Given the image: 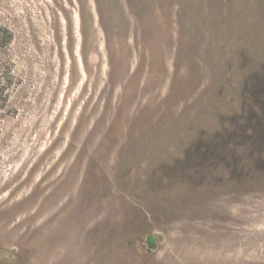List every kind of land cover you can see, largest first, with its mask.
Returning <instances> with one entry per match:
<instances>
[{
	"label": "rangeland",
	"instance_id": "374dc122",
	"mask_svg": "<svg viewBox=\"0 0 264 264\" xmlns=\"http://www.w3.org/2000/svg\"><path fill=\"white\" fill-rule=\"evenodd\" d=\"M0 264H264V0H0Z\"/></svg>",
	"mask_w": 264,
	"mask_h": 264
},
{
	"label": "trees",
	"instance_id": "16d2710c",
	"mask_svg": "<svg viewBox=\"0 0 264 264\" xmlns=\"http://www.w3.org/2000/svg\"><path fill=\"white\" fill-rule=\"evenodd\" d=\"M148 240L152 242V238L150 236L148 237Z\"/></svg>",
	"mask_w": 264,
	"mask_h": 264
}]
</instances>
